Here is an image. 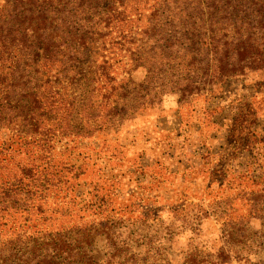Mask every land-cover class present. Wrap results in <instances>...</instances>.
Returning <instances> with one entry per match:
<instances>
[{"label":"trees","instance_id":"16d2710c","mask_svg":"<svg viewBox=\"0 0 264 264\" xmlns=\"http://www.w3.org/2000/svg\"><path fill=\"white\" fill-rule=\"evenodd\" d=\"M247 71L264 72V0L0 1V264L162 256L161 237L135 231L119 181L101 174L104 146L165 97L187 103ZM82 183L79 202L70 193ZM255 196L222 223L221 263L253 220L264 242Z\"/></svg>","mask_w":264,"mask_h":264},{"label":"rangeland","instance_id":"374dc122","mask_svg":"<svg viewBox=\"0 0 264 264\" xmlns=\"http://www.w3.org/2000/svg\"><path fill=\"white\" fill-rule=\"evenodd\" d=\"M110 139L116 142L104 146L101 174L119 181L135 231L164 242L150 264H187L191 252L198 264H264L254 220L245 247L231 245L225 263L217 257L222 223L242 218L253 196L264 197V72L247 71L187 103L167 96ZM116 144L122 148L109 159ZM89 189L82 183L70 195L88 200Z\"/></svg>","mask_w":264,"mask_h":264}]
</instances>
